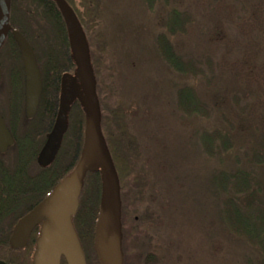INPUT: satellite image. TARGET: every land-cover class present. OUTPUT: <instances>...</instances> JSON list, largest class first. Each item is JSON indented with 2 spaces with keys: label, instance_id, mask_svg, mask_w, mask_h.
I'll return each instance as SVG.
<instances>
[{
  "label": "trees",
  "instance_id": "trees-1",
  "mask_svg": "<svg viewBox=\"0 0 264 264\" xmlns=\"http://www.w3.org/2000/svg\"><path fill=\"white\" fill-rule=\"evenodd\" d=\"M63 1L78 23L89 54L101 136L119 188L122 264H128L124 247L133 231L125 229L126 219L133 217L136 203L145 198L146 183L134 164L141 148L130 129L127 109L117 105L106 111L104 100L108 96L103 93L109 87L102 84L98 57H104L107 51L101 24L102 0ZM141 1L149 13L160 17L159 26L163 31L155 39L158 56L184 80L176 86L177 115L190 126L202 124L196 127L194 138L207 166L211 165L207 169L210 187L219 207L223 231L240 245L247 244L259 252L260 264H264V115L259 117V122L252 105L243 104L244 95L237 87L215 89L212 79H208L195 59L177 51L175 38L189 34L195 22L191 12L171 7L170 0ZM243 4L240 7L245 10ZM260 13L261 10L253 11L252 19H260ZM9 20L12 31L0 49V64L4 67L3 61L7 62L12 85H20L21 95L20 106L10 107L5 119L13 143L4 154L0 151V261L36 264L39 229L33 230L20 245L12 243L13 236L20 221L50 198L73 173L84 146L86 115L81 99L65 104L66 126L58 151L50 162L41 164L40 155L62 111L63 78L78 67L68 26L56 0H11ZM14 33L20 34L30 46L40 76L38 103L31 116L26 108L22 53ZM198 79L206 81L205 93H200ZM102 197V173L92 166L84 176L71 221L86 264L90 261L102 264L97 249ZM150 217L146 212L140 222L146 224ZM154 261L153 255L144 256L145 264H154ZM59 264H69L65 254H61Z\"/></svg>",
  "mask_w": 264,
  "mask_h": 264
},
{
  "label": "rangeland",
  "instance_id": "rangeland-1",
  "mask_svg": "<svg viewBox=\"0 0 264 264\" xmlns=\"http://www.w3.org/2000/svg\"><path fill=\"white\" fill-rule=\"evenodd\" d=\"M170 4L191 12L195 21L189 34L175 38L177 51L194 58L215 89L237 87L244 95L243 104L252 105L260 122L264 115V0H170ZM255 10H261L260 19H252ZM101 15L107 51L98 57L102 84L109 87L103 93L108 96L106 111L117 105L127 109L130 129L141 148L135 169L146 183L144 201L137 202L133 217L126 219L125 229L133 231L124 247L128 264H145L144 256L149 254L154 264H260L259 252L223 231L210 187L207 169L211 165L207 166L194 138L202 124L190 126L178 116L176 86L184 80L156 51V36L163 31L159 15L149 13L141 0H102ZM6 63L0 84L3 119H8L10 107L20 106L21 95L20 85H12ZM197 82L200 93H205L206 81ZM63 90V106L84 95L78 69L64 76ZM100 163L101 159L94 161L91 167L101 170ZM66 181L44 204L59 201ZM146 212L151 219L144 224L140 217ZM50 219L51 213L39 225L36 264Z\"/></svg>",
  "mask_w": 264,
  "mask_h": 264
},
{
  "label": "water",
  "instance_id": "water-1",
  "mask_svg": "<svg viewBox=\"0 0 264 264\" xmlns=\"http://www.w3.org/2000/svg\"><path fill=\"white\" fill-rule=\"evenodd\" d=\"M10 1L0 0V49L7 34L12 31L9 20ZM56 2L68 26L73 57L84 88V95L80 99L86 115L85 141L78 164L65 182L59 201L53 204L52 208L43 203L41 208L17 227L12 243L19 245L24 242L31 230L52 212L50 229L42 244L39 264H59L61 254H65L69 264H86L74 231L71 230V221L81 193L84 176L92 163L101 159L103 197L102 213L97 229V249L102 264H122L119 188L101 136L100 112L87 46L71 10L63 0H56ZM14 37L22 53L26 75V108L28 115L31 116L38 103L40 76L30 46L20 34L14 33ZM66 107L67 105L62 106L57 124L52 133L48 135L47 143L40 155L41 164H47L55 155L63 130ZM12 143V137L0 117V151L5 152ZM0 264L7 263L0 261Z\"/></svg>",
  "mask_w": 264,
  "mask_h": 264
},
{
  "label": "flooded vegetation",
  "instance_id": "flooded-vegetation-1",
  "mask_svg": "<svg viewBox=\"0 0 264 264\" xmlns=\"http://www.w3.org/2000/svg\"><path fill=\"white\" fill-rule=\"evenodd\" d=\"M2 48V47H1ZM3 70H2V66H1V64H0V76L2 75L3 76ZM2 76H1V79H0V84H1V82H2ZM0 117H1V119H2V121H3V123H4V126L6 127V123H5V119H6V117H5V119H3V116L0 114ZM6 129H7V127H6ZM8 131V130H7ZM3 154H4V152H3ZM47 207H50V208H52V206H53V204H45ZM44 205V206H45ZM41 206V205H40ZM37 207L29 216H27L26 218H24L23 220H21L20 221V223H19V225L18 226H20L25 220H27L36 210H38L39 208H41V207ZM52 213V212H51ZM45 218V217H44ZM44 218L31 230V232L33 231V230H35V229H39V231H40V228H39V225L41 224V222L44 220ZM30 232V233H31ZM14 237V236H13Z\"/></svg>",
  "mask_w": 264,
  "mask_h": 264
}]
</instances>
